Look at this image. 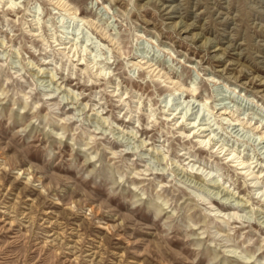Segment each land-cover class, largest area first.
<instances>
[{
	"label": "rangeland",
	"instance_id": "374dc122",
	"mask_svg": "<svg viewBox=\"0 0 264 264\" xmlns=\"http://www.w3.org/2000/svg\"><path fill=\"white\" fill-rule=\"evenodd\" d=\"M0 264H264V0H0Z\"/></svg>",
	"mask_w": 264,
	"mask_h": 264
},
{
	"label": "bare ground",
	"instance_id": "6f19581e",
	"mask_svg": "<svg viewBox=\"0 0 264 264\" xmlns=\"http://www.w3.org/2000/svg\"><path fill=\"white\" fill-rule=\"evenodd\" d=\"M172 11H173V10H172ZM178 24H179V23H178ZM179 25L183 26V23L180 22ZM187 29H188V28H187ZM187 29H186V30H187ZM186 30H185V31H186ZM176 122H177V121H176ZM192 127H193V126H192ZM242 163H243V162H242ZM247 262H248V261H247ZM247 262H245V263H247Z\"/></svg>",
	"mask_w": 264,
	"mask_h": 264
}]
</instances>
